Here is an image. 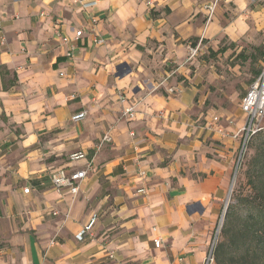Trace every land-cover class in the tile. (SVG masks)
Instances as JSON below:
<instances>
[{
	"label": "crops",
	"instance_id": "crops-1",
	"mask_svg": "<svg viewBox=\"0 0 264 264\" xmlns=\"http://www.w3.org/2000/svg\"><path fill=\"white\" fill-rule=\"evenodd\" d=\"M212 1L0 0V264H204L246 122L205 111L212 68L264 40V0Z\"/></svg>",
	"mask_w": 264,
	"mask_h": 264
},
{
	"label": "rangeland",
	"instance_id": "rangeland-1",
	"mask_svg": "<svg viewBox=\"0 0 264 264\" xmlns=\"http://www.w3.org/2000/svg\"><path fill=\"white\" fill-rule=\"evenodd\" d=\"M247 51L239 53L236 57L232 54L228 58L223 56L222 59L215 58L220 64H216L212 69L222 78L218 83L214 81L217 84L213 82L209 86L211 94L204 107L205 111L210 109L229 111V115L225 114L221 121H227L226 118L229 116L228 122L231 123L235 118L234 113L243 114L241 98L246 90L240 89L242 83L250 86L264 74V40L259 47L252 46ZM236 92H240L238 97ZM241 144L240 138V149L231 178L230 193L226 200L227 209L229 205H234L232 231L224 238L225 212L222 220L220 216L212 237L213 240L218 231L212 264H264V251L260 250L256 237L247 231V226L251 224L253 218L264 216V206L262 208L259 206V197L264 196V128L249 139L242 155ZM221 241H225L226 245L220 254V262H217V248Z\"/></svg>",
	"mask_w": 264,
	"mask_h": 264
},
{
	"label": "built area",
	"instance_id": "built-area-1",
	"mask_svg": "<svg viewBox=\"0 0 264 264\" xmlns=\"http://www.w3.org/2000/svg\"><path fill=\"white\" fill-rule=\"evenodd\" d=\"M90 1V0H87ZM150 3V2H149ZM218 0H213L210 4L206 6L208 13H207V21H209L214 12L215 8L217 6ZM95 21V20H94ZM83 35V30L79 29L76 31V36L81 37ZM104 39L97 35L95 37V42L100 44L103 43ZM198 52V48L192 49L191 51V57L196 55ZM72 52H68V55H71ZM168 91L170 93H173L176 91L174 87H169ZM118 97L120 101H126L127 95L124 91L121 89L118 90ZM242 110L246 113V122L245 125L238 130V132L234 136H239L242 139L241 144V155L244 151V148L249 141L250 138H252L257 132L262 130L264 128L263 126V120H264V74H262L254 83H252L247 90L245 96L242 99L241 102ZM122 113L124 116L129 117L130 119L135 117L136 114V106L134 103H130L127 106H125L122 110ZM86 116V111H79L72 115V120L78 121L83 119ZM219 120L218 116H215L213 118V121L207 123L208 128L213 129L214 123ZM222 131V129H219ZM224 132V131H222ZM111 137L108 134H105L102 137L101 142L97 145V148H100L104 142L110 141ZM240 155V157H241ZM87 157V153L85 151H77L70 155L71 160H79ZM240 160V159H239ZM92 160H89L86 164L85 168L76 169L74 171H67L66 169H58L51 173V179L52 182L56 188V190L61 193L62 189L65 187H69L73 194H77L80 191L81 183L84 181V179L87 176L88 170L92 168ZM143 173V172H142ZM31 190V187H25L24 192L28 193ZM139 192L144 193L145 189L140 188L138 190ZM227 204H225V207L221 214V220L226 212ZM58 211H53V214H57ZM96 220V216H94L91 221L84 225L82 229L78 232L77 238L79 240H83L85 235L88 233H91L92 226ZM218 232V231H217ZM216 232V234H217ZM215 234V237L210 243L208 253L204 259V264H212L214 261V250L216 246V238L217 235ZM156 246L161 245V238H155L154 239ZM110 257H114L112 253L109 255Z\"/></svg>",
	"mask_w": 264,
	"mask_h": 264
},
{
	"label": "trees",
	"instance_id": "trees-1",
	"mask_svg": "<svg viewBox=\"0 0 264 264\" xmlns=\"http://www.w3.org/2000/svg\"><path fill=\"white\" fill-rule=\"evenodd\" d=\"M259 198H260L259 206L262 208L264 206V196L261 195V197ZM233 216H234V205L231 204L226 210V219L223 226L224 238H226V236H228L232 231ZM247 227H248L247 231L256 237L260 250L264 251V216H261V218L259 217L253 218L251 224L248 225ZM225 245H226L225 241H221L218 245L217 256H216L217 262H220V254L223 252Z\"/></svg>",
	"mask_w": 264,
	"mask_h": 264
}]
</instances>
